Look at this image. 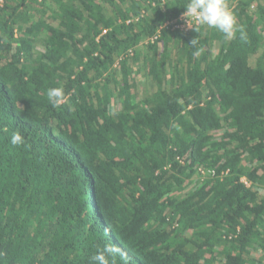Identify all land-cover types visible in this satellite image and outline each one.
I'll use <instances>...</instances> for the list:
<instances>
[{
	"label": "trees",
	"instance_id": "obj_1",
	"mask_svg": "<svg viewBox=\"0 0 264 264\" xmlns=\"http://www.w3.org/2000/svg\"><path fill=\"white\" fill-rule=\"evenodd\" d=\"M187 2L0 0V264H264V0Z\"/></svg>",
	"mask_w": 264,
	"mask_h": 264
},
{
	"label": "clouds",
	"instance_id": "obj_2",
	"mask_svg": "<svg viewBox=\"0 0 264 264\" xmlns=\"http://www.w3.org/2000/svg\"><path fill=\"white\" fill-rule=\"evenodd\" d=\"M186 11L183 17L186 18L188 25L190 20H195L200 26L215 28L224 35V38L231 41L239 33V39L247 42V32L239 24L236 13L229 7L227 0H188L184 6ZM195 29V27L190 26ZM196 31V29H195ZM199 41L195 38L191 41V48L194 56L201 54L198 47ZM47 99L52 107H59L65 100V91L63 87H53L46 91ZM24 137L20 132H14L10 143L13 146L24 144ZM117 257L124 260L122 250L111 244H105L96 254L91 257V264H117ZM126 264V261H125Z\"/></svg>",
	"mask_w": 264,
	"mask_h": 264
},
{
	"label": "rangeland",
	"instance_id": "obj_3",
	"mask_svg": "<svg viewBox=\"0 0 264 264\" xmlns=\"http://www.w3.org/2000/svg\"><path fill=\"white\" fill-rule=\"evenodd\" d=\"M47 13L49 14V11ZM48 21L50 23L56 24V21L53 20V19L50 20L48 18ZM193 21H195V20H190L189 21L190 26L194 23ZM176 24L179 25V26H183V25L184 26H189L188 23H187L186 18H184L183 15L181 17V21L176 23ZM36 49H37V51L38 50L41 51L42 50L41 45L37 44ZM215 52H216V50L213 53H215ZM252 60L253 59H251V61ZM140 65H141L140 64V60L132 63L133 75L135 77V80L139 83V85L137 87V95L141 97V96H144V94H147L149 92V83H148V80L146 79V77L144 75V70H142L140 68L141 67Z\"/></svg>",
	"mask_w": 264,
	"mask_h": 264
},
{
	"label": "built area",
	"instance_id": "obj_4",
	"mask_svg": "<svg viewBox=\"0 0 264 264\" xmlns=\"http://www.w3.org/2000/svg\"><path fill=\"white\" fill-rule=\"evenodd\" d=\"M194 23H196L195 21H193ZM178 23V22H177ZM167 25H172L173 27H180L182 29H186V28H189L190 26H179L177 25L175 22L173 21H170V22H167L166 23V26ZM199 172L202 174V175H207V176H210V175H213L214 174V170L212 169H204V168H200Z\"/></svg>",
	"mask_w": 264,
	"mask_h": 264
}]
</instances>
